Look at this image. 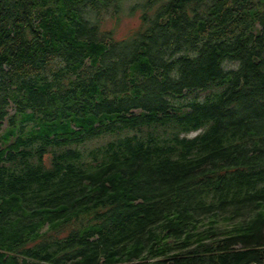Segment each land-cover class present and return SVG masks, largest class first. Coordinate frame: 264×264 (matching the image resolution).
Masks as SVG:
<instances>
[{
	"label": "trees",
	"instance_id": "obj_1",
	"mask_svg": "<svg viewBox=\"0 0 264 264\" xmlns=\"http://www.w3.org/2000/svg\"><path fill=\"white\" fill-rule=\"evenodd\" d=\"M0 264H264V0H0Z\"/></svg>",
	"mask_w": 264,
	"mask_h": 264
},
{
	"label": "rangeland",
	"instance_id": "obj_2",
	"mask_svg": "<svg viewBox=\"0 0 264 264\" xmlns=\"http://www.w3.org/2000/svg\"><path fill=\"white\" fill-rule=\"evenodd\" d=\"M137 22H138L137 17L123 18L121 22L119 23V26L117 27L118 35H124L128 31V29L135 26Z\"/></svg>",
	"mask_w": 264,
	"mask_h": 264
}]
</instances>
